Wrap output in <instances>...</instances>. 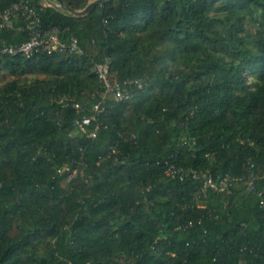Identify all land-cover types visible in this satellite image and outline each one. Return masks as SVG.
I'll use <instances>...</instances> for the list:
<instances>
[{
	"label": "trees",
	"instance_id": "1",
	"mask_svg": "<svg viewBox=\"0 0 264 264\" xmlns=\"http://www.w3.org/2000/svg\"><path fill=\"white\" fill-rule=\"evenodd\" d=\"M28 1L83 53L0 56V264H264V0H100L85 15L89 0ZM106 57L113 80L146 87L105 97ZM98 102L92 139L74 121ZM167 162L242 179L199 196Z\"/></svg>",
	"mask_w": 264,
	"mask_h": 264
},
{
	"label": "built area",
	"instance_id": "2",
	"mask_svg": "<svg viewBox=\"0 0 264 264\" xmlns=\"http://www.w3.org/2000/svg\"><path fill=\"white\" fill-rule=\"evenodd\" d=\"M47 5H54L52 2ZM21 21L24 26V30L28 31L29 37L27 40L19 45L4 43L0 47V56L9 54L17 55L22 54L27 58H31L41 51L48 53L59 52L63 54H76L83 53V50L79 44V40L76 36L70 35L67 39H63L61 36L62 30L55 26L46 29L44 22L39 15L37 8L28 0L19 1L12 6L0 10V30L9 28L14 22ZM111 61L108 57L101 63L95 65L96 73L99 77L100 82L104 88V96L112 98L116 102L128 101L133 98L139 90L143 89L147 85V78L136 77L125 81H116L111 78ZM64 100V99H63ZM67 100V98H65ZM64 100V101H65ZM65 102L64 105H69ZM72 106L78 111H84V105L77 101L72 100ZM93 113L91 115H83L81 118H76L74 125L78 126L79 129L88 135V137L94 139L97 137V130H89L88 126L93 120H97L98 115L104 111V102H98L93 106ZM82 151L83 149L80 148ZM112 153H116L117 146L111 147ZM81 163V162H80ZM70 170V167H67ZM62 172V169H58ZM77 174V169H74L69 176V179ZM165 174L171 178H179L181 180L191 178L201 182V193L199 196H207L210 190L221 193H231L235 182L242 178L233 177L229 174L225 176L215 178L212 174L204 170L193 169L190 167L177 166L174 163L167 162ZM259 174L251 172L246 179V189L251 192H258L256 187V181L259 179ZM261 196L260 204L264 207V192L259 191Z\"/></svg>",
	"mask_w": 264,
	"mask_h": 264
},
{
	"label": "rangeland",
	"instance_id": "3",
	"mask_svg": "<svg viewBox=\"0 0 264 264\" xmlns=\"http://www.w3.org/2000/svg\"><path fill=\"white\" fill-rule=\"evenodd\" d=\"M44 1H45V0H44ZM47 1H48V3H49V0H47ZM47 1H46V2H47ZM93 1H95V0H89V4H90L91 2H93ZM83 9H84V8H83ZM83 9H80V10H78V11H81V10H83ZM247 29H248L249 32H254V31H255L254 24H253L252 22L248 21V22H247ZM11 79H12V77L9 76V75H7L5 72H1V73H0V85H1V84H4L6 81L11 80Z\"/></svg>",
	"mask_w": 264,
	"mask_h": 264
},
{
	"label": "water",
	"instance_id": "4",
	"mask_svg": "<svg viewBox=\"0 0 264 264\" xmlns=\"http://www.w3.org/2000/svg\"><path fill=\"white\" fill-rule=\"evenodd\" d=\"M100 0H95L93 2H91L90 4H88L83 10L81 11H76L79 15H85L87 12L90 11V9L99 2Z\"/></svg>",
	"mask_w": 264,
	"mask_h": 264
},
{
	"label": "crops",
	"instance_id": "5",
	"mask_svg": "<svg viewBox=\"0 0 264 264\" xmlns=\"http://www.w3.org/2000/svg\"><path fill=\"white\" fill-rule=\"evenodd\" d=\"M47 0H45V3L47 4L48 3V1L46 2ZM50 3V2H49Z\"/></svg>",
	"mask_w": 264,
	"mask_h": 264
}]
</instances>
